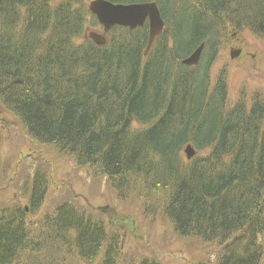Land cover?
Segmentation results:
<instances>
[{"label":"trees","instance_id":"1","mask_svg":"<svg viewBox=\"0 0 264 264\" xmlns=\"http://www.w3.org/2000/svg\"><path fill=\"white\" fill-rule=\"evenodd\" d=\"M89 1L0 0V114L105 177L118 201L216 243L215 264H260L264 98L229 101L225 75L211 83L210 68L229 30L264 38V0H107L157 4L165 29L146 56L145 26L114 27L104 46L87 40ZM201 43L198 65H181ZM6 168L0 159V183ZM38 176L27 209L0 208V264H117L120 234L69 200L28 219L46 197Z\"/></svg>","mask_w":264,"mask_h":264},{"label":"rangeland","instance_id":"2","mask_svg":"<svg viewBox=\"0 0 264 264\" xmlns=\"http://www.w3.org/2000/svg\"><path fill=\"white\" fill-rule=\"evenodd\" d=\"M233 48L240 53L231 59L229 54ZM220 74L225 75L229 101L234 102L240 94L246 98L252 94L264 98V38L248 29L229 30L211 64V83ZM182 157L185 159L184 154ZM0 159L8 167L0 183V208L20 204L27 209L26 191L36 173L45 183L47 192L37 214L26 210L28 219L36 222L69 200L91 217L104 221L106 226L110 223L109 227L120 234L121 253L117 264H140L143 259L159 264L216 262L220 250L216 243L181 238L160 214L142 212L131 202L118 201L105 177L94 174L88 167H77L51 146L32 142L22 124L8 112L0 114ZM118 226L120 232H117ZM260 264H264V258Z\"/></svg>","mask_w":264,"mask_h":264},{"label":"water","instance_id":"3","mask_svg":"<svg viewBox=\"0 0 264 264\" xmlns=\"http://www.w3.org/2000/svg\"><path fill=\"white\" fill-rule=\"evenodd\" d=\"M87 11L95 17L97 24L101 28L100 32L89 31L87 38L96 46H104L106 37L111 28L115 26L133 30L142 27L146 22L148 25V36L143 55L146 56L154 39L164 28L159 9L155 2L120 4L107 0H91L87 5ZM203 43H201L189 56L180 60L181 64L195 66L199 60ZM238 51H231L230 57L237 56ZM184 153L187 159L194 155V150L190 145H186Z\"/></svg>","mask_w":264,"mask_h":264}]
</instances>
